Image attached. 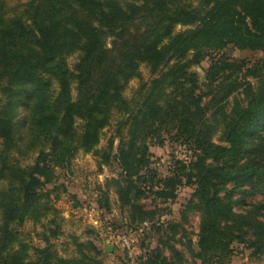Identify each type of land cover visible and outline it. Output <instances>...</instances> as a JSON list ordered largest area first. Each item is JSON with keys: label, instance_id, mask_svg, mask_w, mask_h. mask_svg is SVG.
Masks as SVG:
<instances>
[{"label": "trees", "instance_id": "trees-1", "mask_svg": "<svg viewBox=\"0 0 264 264\" xmlns=\"http://www.w3.org/2000/svg\"><path fill=\"white\" fill-rule=\"evenodd\" d=\"M104 1L28 0L13 15L0 4V264H103L92 242L76 238L77 255L58 256L61 212L43 188L79 151L95 152L115 113L124 116L119 174L99 189L98 208L113 188L129 222L142 225L155 212L144 200H174L185 179L195 186L189 209L200 213L196 259L232 255L233 243L264 258V75L260 62L219 54L227 45L264 52V0ZM207 56L201 84L191 68ZM143 65L152 78L128 100ZM157 132L191 153L167 175L152 162ZM26 222L43 227V248L21 238ZM142 264L171 263L152 250Z\"/></svg>", "mask_w": 264, "mask_h": 264}, {"label": "rangeland", "instance_id": "rangeland-1", "mask_svg": "<svg viewBox=\"0 0 264 264\" xmlns=\"http://www.w3.org/2000/svg\"><path fill=\"white\" fill-rule=\"evenodd\" d=\"M27 1L0 0V4L4 11L13 15L22 11ZM188 1L196 5L198 0ZM189 28L191 26H177L175 32ZM219 54L225 55L230 60L246 62L248 67L260 62L257 66L264 75V52L262 51L238 50L232 45H227ZM75 61V57L68 58L70 68ZM210 61V57H204L200 65L191 68V72L198 76L201 84L205 82V71ZM151 78L149 70L144 65L141 66L140 78L132 79L128 83L123 93L124 97L128 100L131 98L137 100L136 95L141 85L147 84ZM249 80L256 82L255 79ZM202 89L206 91L204 87ZM233 101L234 97L228 99V108ZM123 118L124 116L115 113L111 124L103 129L95 152L79 151L67 167L54 170L53 181L43 188L45 193L53 192L52 199L57 197L54 204L61 212V234L56 239H51L58 256L75 257L77 248L74 246V238H76L80 242H92L103 253V264H142L146 255L152 250L160 251L165 261L171 264H264V258L252 257V250L237 243L230 245L232 255L220 256L219 259L217 257L196 259L199 252L197 243L200 213L198 210L189 209L188 201L194 193L195 186L192 182L185 184V179L178 187L174 200H166L165 203L151 200V198L144 200V204L150 207L147 209L155 210L146 223L147 226L129 222V214L120 208L113 188H110L107 195V209L97 207L99 189L104 185L105 180L119 174L114 155L118 145L117 128ZM220 135L219 132L215 134L212 141L218 144ZM110 141L114 143L112 151L108 149ZM153 141L150 145L153 166L159 168L163 175H167L168 171L173 169L177 160L189 159L188 155L191 153H188L185 146L175 143L170 135L157 132ZM3 148L4 145L0 141V150ZM109 152L110 160L104 163V158ZM260 200L263 198L243 199L242 204L238 203L235 206V210L241 213ZM43 231L40 223L32 222H26L19 229L21 238L39 248L44 247L39 236ZM123 236L128 238L129 250L120 242ZM106 247L110 251H106Z\"/></svg>", "mask_w": 264, "mask_h": 264}, {"label": "built area", "instance_id": "built-area-1", "mask_svg": "<svg viewBox=\"0 0 264 264\" xmlns=\"http://www.w3.org/2000/svg\"><path fill=\"white\" fill-rule=\"evenodd\" d=\"M144 226H147L146 223L143 224ZM120 242H122V244L124 245L125 248H127V250H129V241H128V238H126L125 236L121 237L120 238Z\"/></svg>", "mask_w": 264, "mask_h": 264}, {"label": "water", "instance_id": "water-1", "mask_svg": "<svg viewBox=\"0 0 264 264\" xmlns=\"http://www.w3.org/2000/svg\"><path fill=\"white\" fill-rule=\"evenodd\" d=\"M106 251H110V250H108V247H106Z\"/></svg>", "mask_w": 264, "mask_h": 264}]
</instances>
